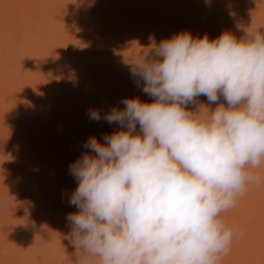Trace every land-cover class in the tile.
Returning <instances> with one entry per match:
<instances>
[{
	"label": "clouds",
	"instance_id": "clouds-1",
	"mask_svg": "<svg viewBox=\"0 0 264 264\" xmlns=\"http://www.w3.org/2000/svg\"><path fill=\"white\" fill-rule=\"evenodd\" d=\"M244 31L181 32L133 51L130 73L153 102L89 109L91 121L120 126L89 137L69 166L73 244L96 264H219L230 252L221 213L264 179V32ZM200 96L227 106L202 105L210 115L198 119L187 105Z\"/></svg>",
	"mask_w": 264,
	"mask_h": 264
},
{
	"label": "rangeland",
	"instance_id": "rangeland-1",
	"mask_svg": "<svg viewBox=\"0 0 264 264\" xmlns=\"http://www.w3.org/2000/svg\"><path fill=\"white\" fill-rule=\"evenodd\" d=\"M36 1L0 0V57L5 47L10 49L9 59L0 69V264H96L95 258L85 256L73 244L67 216L78 209L70 206L68 200L78 182L70 175L69 166L86 151L83 145L89 137L103 142L105 134L118 131L120 126L113 124L110 131L100 130L97 135L93 129L90 132L80 128L78 116L88 114L90 109L84 98L100 90L101 81L106 80L104 74L95 82L90 73H85L57 88L60 96L65 93L75 99L73 105L55 95L40 98V86H34L37 82L18 90L20 83L37 79L41 74L51 75L58 64L79 61L82 52L93 56L100 52L95 42L87 41V45L79 42L73 30L61 47L55 44L50 49L38 47L36 56L25 57L19 50L28 41L22 22ZM161 3V13L151 19L149 46L181 32H190L193 37L207 35L210 40L225 31L242 38L249 27L264 32V0H161ZM71 4L72 0H56L58 8L64 11H69ZM103 16L100 10L92 15L98 17L95 24L109 30L104 28ZM131 36L128 46L119 42L122 36L114 33L109 37L110 44L122 56L119 61L127 66V57L139 49L134 35ZM54 50L59 52L60 62L49 55ZM26 58L31 61L25 65ZM108 90L103 91L111 95L107 99L119 95ZM47 93L46 90L44 95ZM29 94L34 102L26 101ZM221 103L227 106L222 96L216 104H209L206 97L200 96L196 103L187 105V110L206 120L210 114L207 108L200 110V106L214 110ZM259 172L262 176L264 167ZM254 190L257 192L254 196L243 195L237 206L230 209L251 212L241 226L244 248L230 251L236 256L234 264H264V187L256 186L247 192ZM227 256L233 258L230 253Z\"/></svg>",
	"mask_w": 264,
	"mask_h": 264
},
{
	"label": "bare ground",
	"instance_id": "bare-ground-1",
	"mask_svg": "<svg viewBox=\"0 0 264 264\" xmlns=\"http://www.w3.org/2000/svg\"><path fill=\"white\" fill-rule=\"evenodd\" d=\"M32 6V9L27 12L22 22V28L28 32V41L19 50L25 57L31 59L34 55L36 56L38 47L47 46L50 49L54 44L61 47L73 30L75 31L74 37L79 42L84 43V45H87L89 41L95 42L99 45L100 52L94 56L82 52L79 55V61H67L61 65L58 64L57 68H54L55 71L52 70L53 73L51 75L41 74L37 79L32 78L24 84L20 83L18 90H25L29 85L33 86L37 82L34 86H40L42 93L40 98H50L55 95L61 101L67 100V105H73L72 100L75 99L71 96L67 97L64 92V94L62 93L63 96H60L57 88L63 87V83L66 80L73 81V79L76 77L80 78L85 73H90V79L93 78L95 82L104 74L106 80L101 81L100 90L93 91L88 97L84 98L88 102L90 109H97L101 113H107L114 107L122 109L124 105L120 103L121 100L129 97H139L143 102H153L154 98L143 93V82L140 81L138 86V78L131 75L130 67L127 64H122L121 59L119 61L122 56L114 49V44H110L109 37L113 36L114 33L118 37L122 36L119 42L124 41L123 45L128 46L131 35H134L133 41L139 45V48H147L149 46L147 35L151 19L161 13V0H72L69 11L59 9L56 5V0H37ZM97 10L104 13L103 18H106L104 28H109V30H103V28H100V24H95V20L98 17L94 18L92 15ZM9 53L10 49L5 47L0 57V69L4 67L6 60L8 61ZM49 55L53 57L55 62L61 61L59 52L56 53L54 50ZM27 58L25 65L31 61ZM106 69H109L108 75L106 74ZM104 89H109L108 91L110 92H118L119 95L115 99H107L111 95L108 92L103 93ZM46 90L48 93L44 95ZM112 95H114V92ZM17 98L18 100L20 99L18 94ZM110 100H113L114 103L116 101V103L112 104ZM26 101L34 102L33 95H27ZM30 104L33 106L32 103ZM78 120L81 123L80 128L88 129L90 132L93 129L95 135L100 130L110 131L111 125L103 119L99 122L91 121L88 114L82 113L78 116ZM137 132H139V126H137ZM262 178H264V174ZM256 186L264 187V179L259 185L249 186L248 189H254ZM256 193L254 190L244 195L254 196ZM249 214L251 212L240 210H228L221 213L220 218L227 227L232 228L234 231L231 245V250L233 251L244 248L241 240L244 229L241 226L245 217ZM229 253L233 258L231 259L226 255L219 261V264L235 263L236 259L234 257L236 256L231 252Z\"/></svg>",
	"mask_w": 264,
	"mask_h": 264
}]
</instances>
